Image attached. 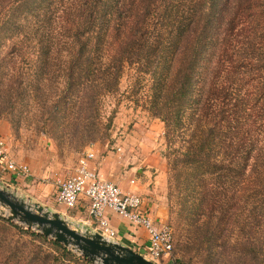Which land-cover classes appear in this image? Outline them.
<instances>
[{
    "label": "trees",
    "instance_id": "16d2710c",
    "mask_svg": "<svg viewBox=\"0 0 264 264\" xmlns=\"http://www.w3.org/2000/svg\"><path fill=\"white\" fill-rule=\"evenodd\" d=\"M0 32L19 38L12 61L29 57L24 86L21 70L11 72L9 90L40 93L42 76L56 72L46 113L75 107L69 128L80 147L107 135L114 109L100 121L101 100L130 68L125 91L135 106L145 97L140 107L163 122L168 148L182 133L165 157L170 178L192 188L190 214L202 215L187 234L234 229L253 250L264 225V0H0ZM0 223L39 244L25 254L0 244V264H92L31 228Z\"/></svg>",
    "mask_w": 264,
    "mask_h": 264
},
{
    "label": "rangeland",
    "instance_id": "374dc122",
    "mask_svg": "<svg viewBox=\"0 0 264 264\" xmlns=\"http://www.w3.org/2000/svg\"><path fill=\"white\" fill-rule=\"evenodd\" d=\"M18 39L13 34L0 35V138L4 141L8 156L16 163L26 164L30 175L23 177L6 170L0 164L1 187H6L17 197H22L29 203L36 202L49 211L59 213L72 226L85 230L80 221H78L80 225L76 224L75 219L76 214L86 215L84 211L77 210L76 207L66 208L56 201L55 178L67 177L83 149L94 144L101 150L103 147L106 149L120 147V152L125 157L131 158L133 155L145 157L149 152L156 153L162 164L166 223L172 233L171 256L174 260H183L182 262L186 264H195L194 262L201 261V258H203L202 264H264V225L258 237L260 239L253 243V250L248 249L249 246L240 241L241 233L234 229L220 230L218 228L208 237H204L201 230H198L196 235L187 234L192 226L190 222L193 220L195 222L193 225L198 224L202 215L195 212L190 214L189 209L195 204L192 188L185 187L184 183H176L170 178L165 157V154L171 153L176 146L182 144V133L176 134L175 142L168 148L163 136V122L150 116L143 107H140L145 97L139 93L138 105L135 106L129 92L125 91L132 73L130 68H125L123 71L118 84L119 92L113 96H104L101 100V109L98 113L100 121H104V118L114 109L107 135L98 140L85 141L80 147L79 139L69 128V120L76 117L75 107L72 109L68 107L65 111L63 106L59 105L54 110L57 116L50 120L46 113L49 106L46 101L54 98L59 88L56 72L51 73L49 79L47 76H42L43 90L40 93H26L21 89L27 78L29 63L27 58L29 57L24 54L21 59L14 57L12 61L9 56L13 53L10 51L12 43ZM23 40L24 38L21 37V43ZM212 59L210 63L207 59L205 60V63L209 64L208 67L212 65ZM205 66L199 69L200 74L204 76L208 72ZM20 70V89L15 92L9 90L13 85L9 74L12 72L11 76H13ZM129 152L132 155L127 154ZM2 209L0 207V216L6 218L8 212L4 209L2 212ZM10 221L21 225L16 220ZM186 236L190 240L192 238L193 243L185 242ZM0 244L15 246L16 254H19V251L25 254L30 248H36L39 245L35 240L30 241L27 235H21L12 226L0 227ZM184 245L190 248V253L174 251L179 247H185ZM39 247L47 249L45 246ZM208 250L210 255L206 254ZM160 263L163 264L164 260Z\"/></svg>",
    "mask_w": 264,
    "mask_h": 264
},
{
    "label": "built area",
    "instance_id": "2783aa9c",
    "mask_svg": "<svg viewBox=\"0 0 264 264\" xmlns=\"http://www.w3.org/2000/svg\"><path fill=\"white\" fill-rule=\"evenodd\" d=\"M93 152L82 151L72 172L65 178H55L56 201L66 208L74 207L80 199L86 202V211L92 231L112 239L115 232L110 226L105 210H110L132 225L145 230L148 245L145 257L161 264L178 263L171 256L173 249L172 233L166 222H154L142 206V199L133 192H123L113 182L102 178L87 166ZM0 164L13 173L23 177L30 175L29 167L24 163L14 162L7 153L4 141L0 138Z\"/></svg>",
    "mask_w": 264,
    "mask_h": 264
},
{
    "label": "crops",
    "instance_id": "0c3cea01",
    "mask_svg": "<svg viewBox=\"0 0 264 264\" xmlns=\"http://www.w3.org/2000/svg\"><path fill=\"white\" fill-rule=\"evenodd\" d=\"M83 151L93 152L87 166L102 178L116 184L123 192H133L141 197L142 206L154 222H166L164 200V181L162 164L156 153L149 152L145 157L125 155L120 147L101 148L94 144ZM138 153V149H136ZM132 155V153H127ZM142 155V154H141ZM135 157V158H134ZM39 204V203H38ZM77 210L86 211V202L82 199L74 206ZM84 210H81V209ZM115 234L111 240L116 241L145 257L148 239L145 230L132 225L125 218L110 210L104 211ZM86 215L76 214V224L92 230L90 219ZM80 221L81 223L79 224ZM165 263V260H164Z\"/></svg>",
    "mask_w": 264,
    "mask_h": 264
},
{
    "label": "water",
    "instance_id": "95a60500",
    "mask_svg": "<svg viewBox=\"0 0 264 264\" xmlns=\"http://www.w3.org/2000/svg\"><path fill=\"white\" fill-rule=\"evenodd\" d=\"M0 207L8 212V220H16L25 228L61 243L92 264H157L96 231L72 226L59 213L49 211L36 202L29 203L3 186H0Z\"/></svg>",
    "mask_w": 264,
    "mask_h": 264
}]
</instances>
